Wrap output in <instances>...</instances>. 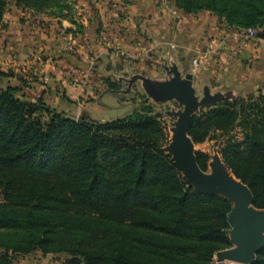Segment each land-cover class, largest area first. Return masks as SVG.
<instances>
[{
    "label": "trees",
    "instance_id": "1",
    "mask_svg": "<svg viewBox=\"0 0 264 264\" xmlns=\"http://www.w3.org/2000/svg\"><path fill=\"white\" fill-rule=\"evenodd\" d=\"M67 1L14 3L60 15ZM174 3L186 13L209 10L228 26H264V0ZM6 5L0 0V23ZM17 91L0 86V264L36 249L65 252L59 264H208L230 245V201L184 182L145 96L130 113L98 121ZM215 132L223 162L249 187L254 205L264 207V96L217 103L192 117L194 142ZM197 162L205 168L204 153ZM85 216L112 226L85 237ZM253 264H264V246Z\"/></svg>",
    "mask_w": 264,
    "mask_h": 264
},
{
    "label": "crops",
    "instance_id": "2",
    "mask_svg": "<svg viewBox=\"0 0 264 264\" xmlns=\"http://www.w3.org/2000/svg\"><path fill=\"white\" fill-rule=\"evenodd\" d=\"M67 3L58 15L54 8L37 10L7 0L0 23V86L15 87L23 99H42L74 117L90 118L89 106L108 94L134 108L137 92L152 103L163 102L168 84L184 81L187 74L196 90L195 78L203 72L189 70L186 53L226 29L207 10L183 13L173 0ZM246 60L256 64L252 70L264 65V36L227 62L224 77L252 73ZM221 95L229 98L232 92Z\"/></svg>",
    "mask_w": 264,
    "mask_h": 264
},
{
    "label": "rangeland",
    "instance_id": "3",
    "mask_svg": "<svg viewBox=\"0 0 264 264\" xmlns=\"http://www.w3.org/2000/svg\"><path fill=\"white\" fill-rule=\"evenodd\" d=\"M174 2L175 0H173V3ZM174 7H176L175 3H174ZM207 11L209 12L208 13L209 17L214 16L215 18H217L218 22H221L224 20V18L216 15L215 13L209 10ZM182 12L186 13L184 11ZM229 28L230 29L239 28L243 30L244 28H247V27L226 25L225 31H227ZM252 28L255 29L256 34H257V29L263 30L264 26L261 28H255L252 26ZM255 40H257V35H254L248 39L234 40L235 46H237L240 49L239 55L235 59L239 58L241 54L244 52V50L249 52V47L252 45V43H254ZM176 48L177 47L175 45V48L173 49H176ZM193 51H187L186 53L187 60L189 59V70L191 72L193 71L191 70V66H190V58H191ZM253 65H256V64H252L251 62L249 63V61L246 60L245 67L250 68V71L252 70ZM6 70H8V68H6ZM254 71H256V74H253ZM201 72H203V74L201 73L198 74L197 72H194L195 74H198V75L195 78L194 86L196 90L194 91L195 95L191 103L184 105L183 103H180L179 101L173 100V99L165 100L163 102H156V103L151 102V103L154 107V113L159 114L160 121L162 122V125L166 129L167 141H166V144L163 146V150L165 151V153L170 155L171 159L173 160L170 145H171L172 138L176 130V124L178 120L186 112L189 111L190 117H189V122H188L187 130H186V141L188 145L190 146V148L192 149L196 157V160H197L198 152H202L205 154V168L204 169L201 168V169L205 173L215 174L216 168L214 166V163L216 161H220L224 163L220 155V147L218 145L222 137L221 138L219 137L218 139V135H217L218 132L217 134L215 132V133H212V136L215 135V137L213 138L211 136H208L201 142H194L191 136L188 134V129H189L191 119L201 109H205L217 103L229 102V101H232L238 98H246L247 96L257 97L261 94L264 96V93H263L264 92V76H259V73H258L260 72L261 74H264V65L258 64L257 67L252 70V73L250 72L246 73L245 78H243L244 77L243 75H239L237 78L236 74H232L230 78H227V77L225 78L224 75L226 73V66H224L222 70L218 68L217 66L216 67L212 66L210 68L202 70ZM228 91L232 92V95L229 98L223 99V100H214L215 98H217L216 95H219V94H222L223 92H228ZM17 95H19V93H17ZM134 97L135 98L132 101L136 103V105H138L141 100V94L137 92ZM133 108H134V104L131 101L118 103L117 99H115V97L112 94L110 95L108 94L105 98H103V100H101V103L95 101L93 104H91L88 108V112H89L90 118L95 119V120L106 121V120H111V119H115L117 117L126 115L129 112H131ZM80 113L81 112H79V114ZM224 165L226 166L225 163ZM227 169L232 176H235L228 167ZM181 174L184 178H186V176L182 172ZM225 198L230 201L231 205H233V201L231 199L227 197ZM2 202L3 201L0 198V204ZM251 208L255 210L264 211V207L255 206L254 201L251 205ZM84 219L88 220L89 225H88V228L84 229L83 235H85V237L90 236L91 239H94L95 233L98 232L101 227L104 226V227H107L108 229L109 227L112 226L110 221L102 220L98 216H85ZM228 234L230 238V245L226 247H222L219 250H217L213 254L208 264H232V262L229 261L225 256V250L234 246V243L231 240V235H232L231 226L228 229ZM66 258H67V254L65 252H54V251L43 252L39 249L32 250L30 252L23 253V254H15L13 257L15 264H59L63 262Z\"/></svg>",
    "mask_w": 264,
    "mask_h": 264
},
{
    "label": "water",
    "instance_id": "4",
    "mask_svg": "<svg viewBox=\"0 0 264 264\" xmlns=\"http://www.w3.org/2000/svg\"><path fill=\"white\" fill-rule=\"evenodd\" d=\"M264 36V32L257 33ZM192 75L187 74L184 81H172L166 89L167 96L161 101L174 97L187 105L194 99L195 89L190 81ZM169 97V98H166ZM214 100L227 99L216 95ZM190 112H186L177 122L176 130L170 145L174 164L186 176L183 178L188 186L203 194H220L233 201L228 222L232 229L231 240L234 246L225 250L229 261L241 264H252L256 253L264 246V211L251 208L254 201L249 187L235 176H232L224 163L216 161L215 174L205 173L197 163L196 157L186 141V130Z\"/></svg>",
    "mask_w": 264,
    "mask_h": 264
},
{
    "label": "built area",
    "instance_id": "5",
    "mask_svg": "<svg viewBox=\"0 0 264 264\" xmlns=\"http://www.w3.org/2000/svg\"><path fill=\"white\" fill-rule=\"evenodd\" d=\"M163 3L167 0H162ZM256 35V31L252 27L229 28L220 35L210 36L205 39L203 44L194 49L190 66L192 71H202L212 66H217L221 70L231 58L239 55L240 49L234 45V40L248 39ZM232 44L234 46H232ZM175 48L174 44H171Z\"/></svg>",
    "mask_w": 264,
    "mask_h": 264
},
{
    "label": "bare ground",
    "instance_id": "6",
    "mask_svg": "<svg viewBox=\"0 0 264 264\" xmlns=\"http://www.w3.org/2000/svg\"><path fill=\"white\" fill-rule=\"evenodd\" d=\"M231 262H232V264H241V263H238L236 261H231Z\"/></svg>",
    "mask_w": 264,
    "mask_h": 264
}]
</instances>
